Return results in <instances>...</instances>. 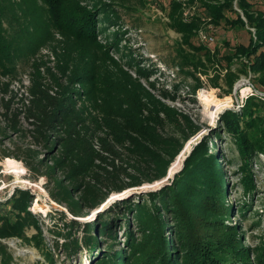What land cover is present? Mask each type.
Returning <instances> with one entry per match:
<instances>
[{
    "label": "trees",
    "instance_id": "obj_1",
    "mask_svg": "<svg viewBox=\"0 0 264 264\" xmlns=\"http://www.w3.org/2000/svg\"><path fill=\"white\" fill-rule=\"evenodd\" d=\"M99 2L93 1L94 7L89 9L79 0H0V143L9 139L15 145L3 157L22 161L33 181L45 178L52 200L74 218H87L113 193L165 178L184 143L200 130L189 116L168 106L142 83L143 78L150 79L152 72L141 68L132 53L128 55L129 66L137 69V78L100 44L99 25L114 23L118 18L112 8ZM192 3L199 4L200 14L185 22L182 4L172 0L171 27L195 52L206 51L210 61L215 62L218 50L212 54L208 46L193 44L206 25L203 17L209 18L207 25L220 26L226 20L232 27L255 31L249 46H239L234 56L225 58L227 67L234 58L247 59L242 73L229 72L228 83L233 88L238 77L252 73L260 82L253 87L263 94L264 13L255 11L249 0ZM23 5L33 17L34 30L31 33L29 29L20 46V42L15 44L8 38L3 25L10 20V14L17 18L15 9ZM229 11L237 15L236 20L227 18ZM56 33L62 39H56ZM40 42H53L50 45L62 78L48 70L47 79L36 62L29 86L13 88L19 77L20 59L29 60ZM113 44L119 51L117 34ZM150 86L155 88L156 84ZM168 97L171 96L163 94L164 99ZM246 106L249 108L245 116L227 111L221 119L242 158L246 173L243 183L250 192L255 188L252 162L264 155V98L251 96ZM166 126L173 129V135L164 133ZM219 157L211 153L208 142L202 141L170 184L147 193L151 209L144 203L136 210L149 229L146 242L134 247L139 250L148 245L140 264H264V249L244 245L246 236L239 225L229 223L233 209L226 201L228 180ZM33 200L28 189H17L5 201L0 200V264H18L4 242L10 239L21 240L37 249L49 264H56L41 220L30 209ZM127 208L134 211L131 204ZM57 214L67 220L65 212ZM105 215L100 212L97 223L84 224L82 238L73 235V229L82 226L78 220H67L63 229L57 225L55 236L65 241L62 250L68 256L84 247L90 253L101 251L107 236L117 243L118 224L104 221ZM31 229L36 233L30 236ZM166 232L173 235V242ZM127 236L131 239L129 233ZM256 251L253 259L251 254ZM121 255L118 257L126 260L124 253ZM112 262L118 264L116 260Z\"/></svg>",
    "mask_w": 264,
    "mask_h": 264
},
{
    "label": "rangeland",
    "instance_id": "obj_2",
    "mask_svg": "<svg viewBox=\"0 0 264 264\" xmlns=\"http://www.w3.org/2000/svg\"><path fill=\"white\" fill-rule=\"evenodd\" d=\"M79 1L89 9L94 7L93 1L100 3L99 0ZM100 1L107 8H112L118 18L114 23L107 22L99 25L97 36L100 44L107 48L110 55L124 65L133 77L137 78L139 76L137 69L129 66L131 57H128V55L132 53L133 59L138 62L141 68L152 72L150 79L143 78L142 83L168 106L174 107L178 112L189 116L200 127V130L184 143L183 149L171 163L167 176L160 180L161 183L156 184L157 181L147 183L142 187L133 189L131 192L112 194L102 212L103 214L107 213L104 221L118 224L119 241L115 243V240L107 236L106 241L101 244V251L96 250L94 253H90L89 249L84 247L77 253L68 256L62 250V244L65 241L55 236L57 225L60 226V229H63L65 222L71 219L72 216L66 213L64 207L52 200L46 188L47 180L45 178L40 179L38 182L33 181L31 179L33 177L32 173L18 159L15 160L24 166L25 171L17 175L13 172V169L9 168L6 158L3 157V153L8 149L14 150L15 145L9 139L0 143V200L5 201L17 189L31 190L34 200L30 209L41 220L46 242L55 255L56 264H112V260H116L118 264H140L141 258L147 253L148 245H143L139 250H134V247L146 242L149 229L145 228L144 217L139 213V210L136 211L137 207L145 203V207L150 210L151 203L148 200L147 193L159 191L170 184L176 174L183 170L186 159L195 147L200 142L205 141L208 142L211 153H216L218 157H221L220 166L226 174V180H228L226 201L233 209L229 223L239 225L240 230L246 236L243 240L244 245L263 250L264 155H259L252 162L251 173L255 188L249 192L245 189L243 183L246 173L242 168V158L233 137L226 131L221 119L227 111H233L240 116L244 114L245 116V111L247 107L249 108V106H246L247 101L251 96L264 98V93L262 94L261 91H257L253 87V84L257 86L260 82L257 76L252 73L238 77L233 88L228 83L229 72L242 73L247 59L245 57L234 58L231 67H227L228 61L225 58L234 56L236 48L239 46H249L252 36H255V31L249 27H232L227 24L226 20L222 21L220 26H214L211 23L207 25L208 22H205L206 25L200 29L197 38L193 39V44L196 47L205 45L201 43L199 33L204 30L209 31L215 37L216 43L208 48L212 54L215 50H218L219 54L213 62L209 60L208 55L205 56L206 51L195 52L184 43L183 36L172 29L170 16L172 0ZM249 1L253 4L255 11L264 13V0ZM40 4H43L42 1H40ZM34 7H31V9ZM26 8L25 5L16 8L17 18L13 19V14H10V20H5L3 25L8 31V38L13 39L15 44L20 42V46L24 45L23 39L28 36L29 29L31 33L34 30L33 17L28 10L26 12ZM235 9L238 10V7L236 6ZM183 12L182 9V16H184ZM226 16L229 20L237 19V15L230 11L226 12ZM243 18L245 19V17ZM99 21L102 22L101 19ZM116 34L120 43L119 51L113 44L116 40ZM55 38L62 39L57 33ZM50 44H53V42L46 45L40 42L38 50L33 56L29 57V60L20 59L17 65L19 77L14 81L13 88L19 89L23 86H29L36 62L41 64V71L47 79L50 78L48 70L62 78L58 70V59L54 55ZM151 83L156 84V87L152 88ZM247 87L250 88V91L247 92L246 97H243L242 90ZM23 88L25 89V87ZM164 93L171 97L164 99ZM209 94L220 101H228V108L219 112L213 104L207 105L204 95ZM164 133L173 135V129L166 126ZM14 140L16 143L19 142L18 139ZM182 155L181 165L171 175V169L175 163H178ZM114 194L117 195L114 196ZM37 199H39V206L35 207ZM130 204L132 209L134 207V211L127 208ZM57 211L65 212L67 220H63L57 214ZM97 219L98 216L93 211L86 220L79 221L82 226L74 228L73 235L82 238L84 236L83 225L88 222L97 223ZM67 230L66 228L65 232ZM28 233L31 236L36 232L31 229ZM128 233L131 235V239L128 238ZM166 236L169 241L173 242V235L166 232ZM17 240H9L6 244H8L18 264H49L37 249ZM14 243L16 245L12 246ZM123 253L126 260L118 257L122 256ZM257 253L258 251L251 254V257L255 258ZM109 255L111 260L107 261Z\"/></svg>",
    "mask_w": 264,
    "mask_h": 264
},
{
    "label": "bare ground",
    "instance_id": "obj_3",
    "mask_svg": "<svg viewBox=\"0 0 264 264\" xmlns=\"http://www.w3.org/2000/svg\"><path fill=\"white\" fill-rule=\"evenodd\" d=\"M248 91H250V88L249 87L244 88L242 90L243 97H246V94H247ZM204 97H205V101L207 102V105L213 104L214 106H216V108H217V110L219 112L222 111V110H224L225 108H228V106H229L228 105V101H225V102L224 101H220L219 99H216V97H214L212 94L204 95ZM5 160H6V163H8L9 168L10 169H13V172H15L17 175H19V174H21V173H23L25 171L24 166L20 162L16 161L15 159H13V158H6ZM182 160H183V155L180 157L178 163H175V165L171 169V175H173V173L179 168V166L181 165ZM161 182L162 181H160V182L157 181L156 184L157 183H161ZM153 185H155V184H153ZM153 185H151V186H153ZM134 189H136V188H134ZM132 190L133 189H129V190H126L125 192H131ZM115 195H117V194H114V196ZM38 206H39V199H37V203H36L35 207H38ZM100 209L101 208H99L98 210H100ZM78 219L86 220L87 218H78Z\"/></svg>",
    "mask_w": 264,
    "mask_h": 264
},
{
    "label": "built area",
    "instance_id": "obj_4",
    "mask_svg": "<svg viewBox=\"0 0 264 264\" xmlns=\"http://www.w3.org/2000/svg\"><path fill=\"white\" fill-rule=\"evenodd\" d=\"M178 2H180L182 4V9H183V17L185 22H190V20L192 19V17L195 14H200V6L199 4H193L192 0H179ZM204 22H207V18L203 17ZM199 39L201 41V43L205 44L206 46L210 47L212 45H214L216 43V39L215 37L209 33V31H201L199 33ZM12 240V239H10ZM9 240H4V242L6 243ZM17 241H21V240H17ZM16 244H12V246H15Z\"/></svg>",
    "mask_w": 264,
    "mask_h": 264
},
{
    "label": "water",
    "instance_id": "obj_5",
    "mask_svg": "<svg viewBox=\"0 0 264 264\" xmlns=\"http://www.w3.org/2000/svg\"><path fill=\"white\" fill-rule=\"evenodd\" d=\"M239 88V87H238ZM238 88H237V90H238ZM107 204V203H106ZM106 204L105 205H103L102 207H101V209L100 210H96L95 211V213H96V215H98L100 212H102L103 210V208L106 206ZM66 213H68L69 214V212L66 210ZM71 216V215H70ZM73 219H75V220H78V221H81V219H78V218H74V217H72Z\"/></svg>",
    "mask_w": 264,
    "mask_h": 264
}]
</instances>
